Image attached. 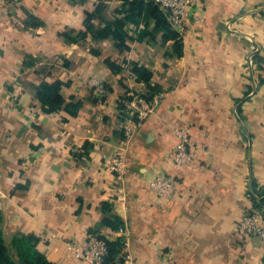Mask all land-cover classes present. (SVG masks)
I'll use <instances>...</instances> for the list:
<instances>
[{
    "label": "crops",
    "instance_id": "0c3cea01",
    "mask_svg": "<svg viewBox=\"0 0 264 264\" xmlns=\"http://www.w3.org/2000/svg\"><path fill=\"white\" fill-rule=\"evenodd\" d=\"M98 1L95 28L124 16L122 0H0L6 244L33 235L52 264H87L70 245L94 236L128 240L130 264H264V242L234 230L264 201V0L197 1L179 51L142 18L125 23L126 47L111 36L79 37ZM54 82L62 83L64 105L46 113L36 91ZM151 88L164 96L127 139L119 101ZM69 103H80L75 115ZM176 126L193 143L183 167L170 159ZM118 154L120 177L107 169ZM160 173L176 181L170 198L150 187ZM107 219L122 225L112 229Z\"/></svg>",
    "mask_w": 264,
    "mask_h": 264
},
{
    "label": "built area",
    "instance_id": "2783aa9c",
    "mask_svg": "<svg viewBox=\"0 0 264 264\" xmlns=\"http://www.w3.org/2000/svg\"><path fill=\"white\" fill-rule=\"evenodd\" d=\"M166 14L171 28L180 35L184 31V18L187 10L199 0H153ZM1 61V54H0ZM247 65L252 67L251 57H248ZM96 92L104 94L105 91L97 82L90 81ZM164 96L162 91L154 94L152 99L147 100L143 95L130 93L128 98L120 100L123 104L121 129L124 136L129 139L137 127L146 120L152 113L158 101ZM176 143L173 153L170 156L173 166H187L192 162L193 143L189 132L185 127L176 126L173 128ZM116 176H122L125 170L124 157L118 154L107 167ZM176 181L171 174L160 173L153 177L150 187L158 196L170 198L173 195ZM234 230L240 235L250 236L264 242V201L260 207L245 210L234 223ZM73 256L77 260L87 264H130V253L128 252V240H123V247L120 259L107 263L105 258L108 253L107 243L97 236L84 246L70 245Z\"/></svg>",
    "mask_w": 264,
    "mask_h": 264
},
{
    "label": "trees",
    "instance_id": "16d2710c",
    "mask_svg": "<svg viewBox=\"0 0 264 264\" xmlns=\"http://www.w3.org/2000/svg\"><path fill=\"white\" fill-rule=\"evenodd\" d=\"M123 10L119 13L124 14L121 18L108 23L103 28H95L94 20L99 19L103 11V2L98 1L93 11H86L84 18V26L86 31L80 32L79 37H84L86 33H91L95 38H106L111 36L118 42L117 45L126 47L125 38L127 30L125 23L132 22L138 23L139 20H154L155 28L163 32L164 40H172L174 47L179 51L181 46V35L173 30L168 22L167 14L153 1V0H122ZM126 7V8H125ZM125 8V9H124ZM67 39L72 40L69 34L65 36ZM134 73L141 80L148 81L150 73L134 66ZM61 82H54L52 84H43L37 91V97L43 104V110L46 113L57 112L64 105V98L60 94ZM152 89V88H151ZM150 94L143 95L147 100L152 99L158 90H151ZM128 98V97H127ZM126 99V98H123ZM121 99V100H123ZM120 109H123V104L119 101ZM80 108V103H69L65 106V110L70 114L75 115ZM263 201H261L262 203ZM104 222L112 229H118L121 222L118 220H104ZM2 216L0 214V264H52L48 258L38 250V239L33 235L14 236L8 246L3 237L2 231ZM104 239L107 243L108 253L105 258L107 263L113 262L115 259H120V253L123 247V240L117 239L110 241L102 236H97Z\"/></svg>",
    "mask_w": 264,
    "mask_h": 264
}]
</instances>
